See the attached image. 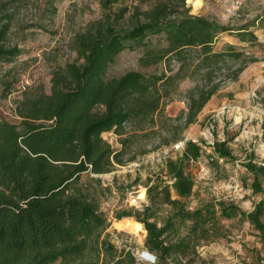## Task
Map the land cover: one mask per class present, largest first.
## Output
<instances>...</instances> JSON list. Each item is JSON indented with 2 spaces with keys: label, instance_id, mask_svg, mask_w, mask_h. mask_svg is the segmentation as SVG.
Returning a JSON list of instances; mask_svg holds the SVG:
<instances>
[{
  "label": "trees",
  "instance_id": "obj_1",
  "mask_svg": "<svg viewBox=\"0 0 264 264\" xmlns=\"http://www.w3.org/2000/svg\"><path fill=\"white\" fill-rule=\"evenodd\" d=\"M187 1L162 0L132 17L125 28L117 29L108 19L76 36L77 61L54 72L50 94L26 97L18 124L0 121V264H137L130 250L118 251L100 240L109 226L101 211L103 192L82 182L83 174H109L125 163L123 151L114 150L102 134L125 135L127 124L134 131L152 129L179 84L192 79L198 85L189 92L187 128L220 86L235 81L254 62L233 45L215 52L218 37L229 29L188 15ZM31 2L0 0V62L20 55L6 43L12 22ZM239 34L242 42L256 41L253 33ZM125 49H143L141 66L164 64V72L132 71L107 80L109 66ZM210 148L213 162L232 158L224 142ZM203 153L198 143L185 142L181 158L167 157L163 163L170 184L147 183L142 210L117 216L133 218L146 233L152 264L200 260L202 243L223 237L221 219L247 221L264 247V166L246 165L253 176L252 193L262 195L250 212L222 202L191 211L185 201L194 184L184 163L198 161ZM164 206L167 214L159 225Z\"/></svg>",
  "mask_w": 264,
  "mask_h": 264
},
{
  "label": "rangeland",
  "instance_id": "obj_2",
  "mask_svg": "<svg viewBox=\"0 0 264 264\" xmlns=\"http://www.w3.org/2000/svg\"><path fill=\"white\" fill-rule=\"evenodd\" d=\"M161 1L32 0L12 22L6 43L8 48L21 50L20 55L11 62H0V121L18 124L19 106L26 97L50 94L54 72L77 61L76 36L108 19L117 29L125 28L132 17L141 16ZM185 8L190 16L229 29L218 37L215 52L233 45L254 62L235 81L220 86L187 128L184 118L189 92L198 85L192 79L179 84L172 100L155 117L152 129L134 131L127 124L125 135L102 134L114 150L123 151L125 163L109 174H83L82 182L103 192L101 211L109 226L100 240H107L118 251L130 250L137 264L153 263L145 247L146 233L136 228L133 218L117 219V216L127 210H142L147 203V183L162 180L170 184V177L162 172L163 163L167 157L173 160L182 157V147L178 152L172 150L175 145L192 141L204 151L198 161L184 163L185 173L194 184L192 195L185 201L188 210L222 202L250 212L262 198L250 189L253 176L246 165L264 166V0H201L199 4L189 0ZM244 31L254 34L255 43L241 41L239 32ZM152 41L156 43L157 39ZM142 55L143 49L122 51L109 66L107 80L132 71L146 75L164 72V64L142 67ZM237 66L234 64L233 68ZM173 67L177 65L174 63ZM222 142L232 158L211 161L210 147ZM167 210L164 206L160 211L159 225ZM220 227L223 237L202 243L197 249L200 260L193 264H264V247L247 221L221 219Z\"/></svg>",
  "mask_w": 264,
  "mask_h": 264
},
{
  "label": "built area",
  "instance_id": "obj_3",
  "mask_svg": "<svg viewBox=\"0 0 264 264\" xmlns=\"http://www.w3.org/2000/svg\"><path fill=\"white\" fill-rule=\"evenodd\" d=\"M183 143H180V144H177L175 145L172 150L175 151V152H178V150L182 147V150H184V144L182 145ZM188 162H195L193 160H190ZM262 263H264V261L262 260Z\"/></svg>",
  "mask_w": 264,
  "mask_h": 264
},
{
  "label": "bare ground",
  "instance_id": "obj_4",
  "mask_svg": "<svg viewBox=\"0 0 264 264\" xmlns=\"http://www.w3.org/2000/svg\"><path fill=\"white\" fill-rule=\"evenodd\" d=\"M201 2V0L200 1H198V0H193V3H195V4H199Z\"/></svg>",
  "mask_w": 264,
  "mask_h": 264
},
{
  "label": "clouds",
  "instance_id": "obj_5",
  "mask_svg": "<svg viewBox=\"0 0 264 264\" xmlns=\"http://www.w3.org/2000/svg\"><path fill=\"white\" fill-rule=\"evenodd\" d=\"M152 255V254H151ZM152 258H153V263H154V261H155V257L152 255Z\"/></svg>",
  "mask_w": 264,
  "mask_h": 264
}]
</instances>
